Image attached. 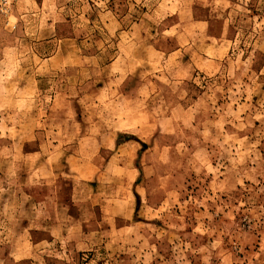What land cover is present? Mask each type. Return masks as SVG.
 <instances>
[{"label":"rangeland","instance_id":"rangeland-1","mask_svg":"<svg viewBox=\"0 0 264 264\" xmlns=\"http://www.w3.org/2000/svg\"><path fill=\"white\" fill-rule=\"evenodd\" d=\"M0 264H264V0H0Z\"/></svg>","mask_w":264,"mask_h":264},{"label":"crops","instance_id":"crops-1","mask_svg":"<svg viewBox=\"0 0 264 264\" xmlns=\"http://www.w3.org/2000/svg\"><path fill=\"white\" fill-rule=\"evenodd\" d=\"M217 48H221V51H220V55L217 53V51H216V49ZM214 52H215V59H213V60H215L214 62H217L218 60H219V58H221V55L222 56H224L225 55V53L227 52V51H225V49H223V44L222 43H220L219 45H215L214 46ZM100 144H102V141H101V143ZM49 206V205H48ZM154 211H157L156 210V208H152ZM150 220H152V219H150ZM87 222V220H85V219H80V222L77 224V226H76V228L74 229V238L75 239H77V244H78V246H84V247H87V246H89V242L87 241V239H88V237L87 236H85L84 238H80V234H81V230H83V226H82V224H85ZM149 224H151V222H148ZM112 224V223H111ZM113 237V236H112ZM114 238H116V237H114ZM110 241V240H109ZM111 241H113L114 242V245L116 246V247H118L121 243H123L122 241H120V240H118V239H116V240H111ZM112 245V244H111ZM157 245V244H156ZM120 246H124L123 244L122 245H120ZM119 246V247H120ZM113 247V246H112ZM157 247V249H158V247L159 246H156ZM142 256H145V257H151L152 259L151 260H154L155 259V253L153 252V250L152 249H150V252H144V254H142ZM153 262V261H152Z\"/></svg>","mask_w":264,"mask_h":264}]
</instances>
